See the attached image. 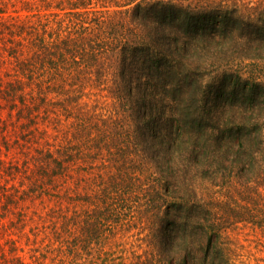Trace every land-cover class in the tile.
I'll return each mask as SVG.
<instances>
[{
  "label": "trees",
  "instance_id": "1",
  "mask_svg": "<svg viewBox=\"0 0 264 264\" xmlns=\"http://www.w3.org/2000/svg\"><path fill=\"white\" fill-rule=\"evenodd\" d=\"M39 1L24 0L31 12L15 25L0 23L15 61L0 88L16 145L39 142L55 122L54 138L15 165L32 172L16 169L23 181L4 188L0 264L83 254L88 264L264 262L251 252L264 250V0ZM100 83L120 107H76ZM52 92L64 95L52 102ZM62 190L56 206L32 208ZM136 225L145 247L126 260L119 231ZM240 225L254 242L231 234Z\"/></svg>",
  "mask_w": 264,
  "mask_h": 264
},
{
  "label": "rangeland",
  "instance_id": "2",
  "mask_svg": "<svg viewBox=\"0 0 264 264\" xmlns=\"http://www.w3.org/2000/svg\"><path fill=\"white\" fill-rule=\"evenodd\" d=\"M5 2L6 4H4ZM24 4H25L24 0H0V6H3V5L5 6L0 9V23H10L12 25H15V18L18 16L17 13H21V15H25L31 12L29 10L30 9L29 6L24 7ZM35 4L41 5L42 2H40L39 0H30V5H35ZM54 9H55L54 7H48L47 12L53 11ZM73 22H76L74 18H73ZM73 27H76V26H73ZM4 31L6 32L8 30L5 29ZM2 50L3 48L1 46L0 47V83L7 82V80H10L9 74L11 77H13L15 73V61L5 51L2 52ZM95 87L96 88L94 90L91 87H87L84 90V92L78 94L77 100L75 102L76 107H80L81 105L82 107L88 108L90 111L99 112L102 110V111H108V112L114 113V111H116L120 107V103L118 102L116 98L111 97L109 95L108 86H105V84L100 83L99 85ZM1 89H4V88H0V129L3 125L2 123L3 120H5L7 123L10 122L9 117L6 115V110L8 108L9 101L6 100L5 93H3ZM63 95L61 96V94L52 92L51 94L52 102L54 100L58 101L60 98L63 97ZM56 107L58 109L57 110L59 113L58 115L61 117L62 119L61 121L63 122V124L67 123L66 119L68 118V116H70V114H68V116L65 117L67 113L63 112L62 107H59V105H56ZM83 110L85 109L83 108ZM48 120H49V117L47 118V121H46V125H47L46 128H47L48 133H46V135L40 138L39 142L35 141L36 139H34L30 144H28L29 142H26L27 146L22 147V148L17 146L15 143V135L17 136V134H15V123H13L12 121L9 124V126L10 125L12 126L10 127L11 129L10 134L7 135L8 139L5 138V140L3 141L4 138H2L0 135V205L5 200V198L2 196L4 194L3 193L4 188H7V187L12 188V186L20 185V183L23 181V178L18 175L19 173H15V171L20 169V172H25V174H29L32 172V170L30 169L29 171L28 170L24 171L21 168H16L15 165H23L24 159H25V163L26 161H29L31 159L29 156L30 153L46 146V138L47 139H49L50 137H52V139L54 138L53 134H55V132L51 126L55 125V122L52 120L51 121H48ZM104 158H107V157L105 156L102 159H93L89 163V165L91 163L93 164H96V163L99 164L100 162L102 163ZM96 170L102 171V170H105V167L102 166ZM92 180H95V179H92ZM63 197H67L66 194L64 193V190H62L61 194L59 195H44L43 194L40 197H36L34 199L32 208L43 210L51 204L53 206H56L54 204V200H58ZM13 208L15 209V207ZM0 211H1V208H0ZM14 218H15V213H14ZM2 223H8V219L0 218V228H2ZM29 227L28 225L24 226V231L26 232L24 231L20 232V240L22 242L21 241H18V242L22 243V245H23L24 240L26 239L25 234L27 232H30ZM13 229L15 232H13L12 230L10 235L11 236L13 235L14 238H17L18 229L15 226H13ZM123 230L124 229L119 231L120 234L123 233L121 240L124 241V243L121 244L120 247H125L124 259L130 260L131 255H132L131 252L141 253L143 251V248L145 247V241L143 237L146 232L145 230L142 229L140 225L129 227V229H126L125 231ZM231 234L234 235L235 237H238L239 239H244L245 242L247 241L245 237H247L252 242H254L253 241L254 235H255L254 230H252V228L249 226L240 225V227L235 229L234 232ZM251 246H252L251 252L255 254L256 257L264 258V250H258V247L256 246L255 243H251ZM23 249L24 250L20 252V255L23 258L27 259L28 254H29L28 248L27 246H25V248ZM117 253L119 254L120 252H117ZM45 257L44 258L40 257V259H46ZM90 258H91L90 255L83 254L81 257H79L76 260L77 262L74 264H88ZM11 263L18 264L19 262L14 261ZM252 263H255V261L252 260ZM260 263H264V262L260 261ZM1 264H4V262H1ZM32 264H35V262ZM62 264H69L68 259H65V261Z\"/></svg>",
  "mask_w": 264,
  "mask_h": 264
}]
</instances>
